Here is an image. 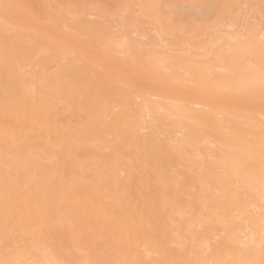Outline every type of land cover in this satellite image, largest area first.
I'll return each instance as SVG.
<instances>
[{
	"label": "bare ground",
	"instance_id": "6f19581e",
	"mask_svg": "<svg viewBox=\"0 0 264 264\" xmlns=\"http://www.w3.org/2000/svg\"><path fill=\"white\" fill-rule=\"evenodd\" d=\"M50 1L78 14L64 5L67 0ZM227 1L163 5L179 13L195 10L205 19L213 10L226 14L235 0ZM257 1L261 4L245 0L250 6ZM4 2L17 7L8 11L7 38L0 8V260L236 264L243 259L262 264L258 222L264 98L258 65L264 26L254 20L256 24L245 25L243 40L229 39L242 30L215 31L205 43L207 61L194 50L197 46L187 47L192 39L183 37L181 53L169 47H132L133 54L123 59L127 66L118 67L111 61L129 47L119 39L105 40L106 29L99 24L90 21L88 29L78 28L82 33L72 27V36L60 40L48 36L54 30L30 10L32 1ZM172 14L156 15L159 33L178 31ZM46 19L51 25L61 22L54 14ZM66 21L61 31L72 26ZM191 30L195 36L202 28ZM72 39L79 41L80 50L64 45ZM18 45H24L25 53L13 50ZM246 53L254 67L243 60ZM31 62L38 66H26ZM185 82L190 99L183 100L184 93L176 91ZM163 85L168 91L161 94ZM247 145L254 147L247 150ZM6 162L10 198L19 202L14 215L32 226L11 240L13 250L5 247L3 224ZM179 168L185 188L176 184L179 174L171 175Z\"/></svg>",
	"mask_w": 264,
	"mask_h": 264
},
{
	"label": "rangeland",
	"instance_id": "374dc122",
	"mask_svg": "<svg viewBox=\"0 0 264 264\" xmlns=\"http://www.w3.org/2000/svg\"><path fill=\"white\" fill-rule=\"evenodd\" d=\"M29 1L30 2L32 1L31 2L32 8H30V10L33 11V13H35L36 15H38L41 19H43V21H41V23L43 25L49 26L52 30H54V33L48 34L49 37H54L56 39L58 38V39L62 40V39H64V37L67 38V37L72 36L70 34V32L73 33L74 30H76L74 32H81L82 33L85 30L83 31V30H79V29H81L83 27L87 28V25L88 26L90 25L88 23L91 21V22H94L93 25L99 24L98 25L99 28H101L103 30H105V29L108 30V31H106V30L104 31L105 32V35H104L105 40H112L113 41V40L119 39V40L123 41V43H125V41H126V45H127V47H129V51H131V52L135 51V50H133V48L140 50V48L143 47V48H147V49L151 48L152 50L154 49V51L155 50L163 51L164 50L163 48L169 47V48L175 49L177 52L179 51L178 53H181V51L184 49V45H183L184 43L182 44V41H181L182 38L183 37H188V38L190 37L192 40L187 44L188 45L187 47H190V46L192 47L193 45L197 46V47H193L194 50L197 51L199 55H204L202 58H204L203 60H205V61L210 59V57H209L210 55L207 54V56H208L207 57L205 54L206 53L205 43H207L209 41V38L211 37L212 34H215L216 32H220L222 34L224 32H225L224 34H226L228 32H234V33L239 32V34H240L241 33L240 31L242 30L243 33H241V34L245 35V33L247 31L246 29L248 27L245 25H250L254 21H256V23H259L260 26H264V15L260 11V10H262V9H260L261 6L260 7L257 6V4H259V1L256 2L257 3L256 5H254V4L252 5V2H251V6H250L248 2H245V0L244 1H242V0H235V1L234 0H228L227 2H229V3L231 1H234L233 2L234 4H233V8L229 9L226 12V14H224L225 11L222 9H220L221 11L219 9H218V11L213 10L210 18H205V19L196 15L195 10H191V11L186 12V13H179L176 9L171 10L170 5H166V4H165V6L163 5V3L165 1H171V2H176L177 3L176 5L178 8H180L179 6L182 7V5L187 6L189 4L191 7V5L194 4L193 3L194 0H150V1L149 0H145V1L141 0L143 2H141L140 0H71L72 3H70V0H67V2H65L64 5L67 4L69 7H73V8L75 7L78 10L77 11L75 9L76 13H78L79 15L74 14L73 12H71V13H73V15H71L70 12L63 11L61 8V4L59 2L52 3V1H50V0H43V1L29 0ZM157 1H158V3H157ZM144 2H145V4H142ZM153 2H155V4ZM206 2H208V1H206ZM146 3H147V7H145ZM152 3L154 4L155 7H152L153 6ZM186 3H189V4H186ZM156 4L159 7H157ZM179 4H181V5H179ZM122 5H132L135 7L125 9V8L121 7ZM149 5H150V7H148ZM259 5H261V4H259ZM144 7L146 9H144ZM75 10H74V12H75ZM71 11H73V10H71ZM169 11L173 13L172 15H174L175 18L177 17V19H175L174 24L177 27L178 31L175 33V35H168L167 33H164V34H166V35H164V34H162V32L159 33L158 30L155 28L156 27L155 22L157 20L155 18L156 15L160 16L162 14L163 16H165L168 14ZM48 14L56 15L57 18H59V20L62 23H63V20L64 21L67 20L66 25L68 26V24H72V26L69 25L70 28L66 27L67 29H64L61 31L60 26L63 24L61 22H55L54 24L51 25L50 22H48V20L46 19V16ZM256 15H258L259 17L258 16L256 17ZM121 17L128 19L130 21V23H134L135 28L132 30H129L127 28H121L120 27ZM61 18L63 20H61ZM72 18H73V21L71 20ZM256 18H258L259 20H256ZM256 23L254 22V24H256ZM79 24L81 26H78ZM230 25H232V27ZM192 26L193 27L201 26L202 30L200 31L199 34L194 36L193 35L194 32L191 30V29H193ZM72 27L75 29L71 30ZM189 27L191 29H189ZM203 27H205V29ZM181 28H184V29H182L180 31ZM83 29H85V28H83ZM57 31H59V33ZM63 31H65V32H63ZM130 37L133 40L135 39V42L134 41L132 42ZM156 38L159 39L160 42L158 40H156ZM73 40L74 39L70 40V42L68 44H70ZM67 42L68 41H65L64 45H66V47H68L69 50H74V49H75V51L80 50L81 46H79V41L78 42H77V40L73 41L71 43L72 45L66 44ZM152 42H157V43L154 44ZM132 44H133V46H132ZM134 44H137L136 48H135ZM147 44L149 46H147ZM156 44H157V46H156ZM174 44L179 45V47L178 46H177V48L174 47V46H176ZM172 45H174V46H172ZM209 47H210V44L208 45V48ZM23 49H24V45H18V46L13 47V50H15V51L21 50L23 53H25V51ZM87 49L89 50L88 47H87ZM87 49H85V50H87ZM93 51L95 53H98V52L102 53V51L100 49H97V50L93 49ZM129 51H128V53H129ZM159 51H157V52H159ZM131 52L128 55L133 54V52L132 53ZM101 53H99V54H101ZM128 55H124V54H122V52L118 51V54L116 53V55L114 57V62L112 60L111 63L115 64L118 67H121L123 65L127 66L123 59L127 58ZM118 59H120L119 60L120 62L118 61ZM121 59H122V61H121ZM27 65H29V66L31 65L30 67H32V65H34L36 67V66H38V63L35 64V63L31 62L30 64L26 63V66ZM122 68H120V69H122ZM139 69L140 68H137L133 72H135V71L139 72L140 71ZM167 76L170 77V75H167ZM162 79L166 80L167 77L164 76V78H162ZM156 84H157L156 82L152 83V85H156ZM189 86H190L189 83L185 82L184 85L181 87V89L180 90L178 89L179 91L178 90L176 91V93H178L180 91H181V94L184 93V95H181V98L183 100L190 99V94L186 93V91H188ZM161 88H162V91L159 92L161 94L168 91L167 90L168 86H166V85H163ZM159 90H161V89L159 88ZM179 98H180V96H179ZM159 137L162 138L163 136L159 135ZM120 156L122 157L123 155H120ZM139 166L142 169V167H144V164H140ZM139 166H137L138 170H139ZM141 169L139 171H141ZM143 170H144V168H143ZM177 171L178 170H176V172L174 171L175 173L173 172V174H171L172 176L174 175V178H176V176L178 178V174H179V178L181 177V175H183V174L180 175V173H181L180 168H179V171L178 172ZM142 174H143V172H142ZM182 178L183 177L178 179L179 181L176 179L177 180L176 184H179V186L181 188H185L187 185V182H185L186 180L182 179ZM210 193L212 194V192H210Z\"/></svg>",
	"mask_w": 264,
	"mask_h": 264
},
{
	"label": "snow or ice",
	"instance_id": "6c2138e0",
	"mask_svg": "<svg viewBox=\"0 0 264 264\" xmlns=\"http://www.w3.org/2000/svg\"><path fill=\"white\" fill-rule=\"evenodd\" d=\"M17 7V5L5 3L4 0H0V8L3 9V14L5 18V36H9L11 34V26L8 24L7 16L8 11L11 8ZM121 7L125 9H129L135 6L132 5H122ZM261 7L264 8V0H261ZM120 27L127 28L132 30L135 28L134 23H130V21L124 17H121L120 20ZM230 40L233 39H240L243 40L245 37L241 34L238 37H229ZM126 43V41H125ZM123 49V45L120 46ZM7 51V49H6ZM122 54L128 55L129 53L126 51H122ZM134 60H142L141 57H134ZM243 60L247 62L250 66H255V61L252 58L250 53H246L243 56ZM194 72H199L198 68L193 69ZM258 72H259V85H260V92L261 97L264 98V47L261 48L260 55H259V65H258ZM251 83V82H250ZM129 90L131 91V86H128ZM254 146L247 145V150H251ZM259 151L261 154V175H260V209H259V234L261 239V248L264 250V124L261 126V136H260V143H259ZM5 181H4V213H3V224H4V235H5V247L13 250L11 248V240L18 236L21 232L27 231L31 228V224L27 222H23L19 215H14V212L19 211V202L10 198V191L11 185L9 184V178L7 173L10 172V168L8 167L7 162L5 163ZM251 231V229H249ZM245 240L248 239L247 236L244 237ZM19 246V245H18ZM245 247L243 243L240 244V249L242 250ZM243 255V252H241ZM0 264H23L22 261L19 260H0ZM94 264H127L125 261H96ZM211 264H222L221 261H212ZM236 264H251L250 261H246L240 259L236 262ZM264 264V262H262Z\"/></svg>",
	"mask_w": 264,
	"mask_h": 264
}]
</instances>
